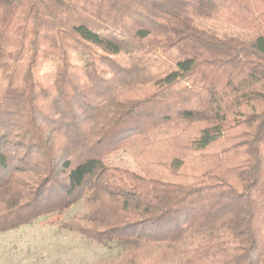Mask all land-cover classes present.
<instances>
[{
    "label": "trees",
    "instance_id": "obj_1",
    "mask_svg": "<svg viewBox=\"0 0 264 264\" xmlns=\"http://www.w3.org/2000/svg\"><path fill=\"white\" fill-rule=\"evenodd\" d=\"M80 201L118 264H264V0H0V233Z\"/></svg>",
    "mask_w": 264,
    "mask_h": 264
},
{
    "label": "rangeland",
    "instance_id": "obj_2",
    "mask_svg": "<svg viewBox=\"0 0 264 264\" xmlns=\"http://www.w3.org/2000/svg\"><path fill=\"white\" fill-rule=\"evenodd\" d=\"M194 21L218 35L243 40L251 36L250 32L224 22ZM106 164L136 171L132 152L121 153ZM85 213V204L80 201L61 216L39 218L29 225L1 232L0 264H118L122 252L116 245H97L61 227Z\"/></svg>",
    "mask_w": 264,
    "mask_h": 264
}]
</instances>
